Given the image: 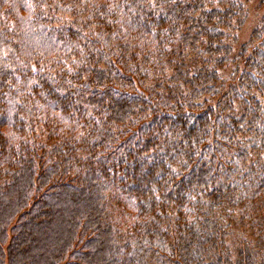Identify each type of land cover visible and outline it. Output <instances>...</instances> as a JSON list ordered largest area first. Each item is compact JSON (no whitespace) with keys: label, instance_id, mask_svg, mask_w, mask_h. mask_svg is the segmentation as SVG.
<instances>
[{"label":"trees","instance_id":"trees-1","mask_svg":"<svg viewBox=\"0 0 264 264\" xmlns=\"http://www.w3.org/2000/svg\"><path fill=\"white\" fill-rule=\"evenodd\" d=\"M0 0V264H264V8Z\"/></svg>","mask_w":264,"mask_h":264},{"label":"rangeland","instance_id":"rangeland-1","mask_svg":"<svg viewBox=\"0 0 264 264\" xmlns=\"http://www.w3.org/2000/svg\"><path fill=\"white\" fill-rule=\"evenodd\" d=\"M246 10V18L243 25L237 31L238 44L245 42L252 29L257 25L264 8V0H240Z\"/></svg>","mask_w":264,"mask_h":264}]
</instances>
